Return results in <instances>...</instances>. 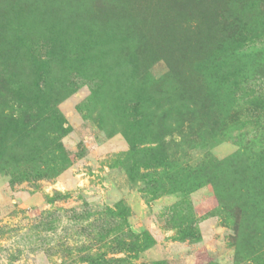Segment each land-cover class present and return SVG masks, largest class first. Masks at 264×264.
Returning <instances> with one entry per match:
<instances>
[{
    "label": "rangeland",
    "instance_id": "rangeland-1",
    "mask_svg": "<svg viewBox=\"0 0 264 264\" xmlns=\"http://www.w3.org/2000/svg\"><path fill=\"white\" fill-rule=\"evenodd\" d=\"M0 77V264H264V0H0Z\"/></svg>",
    "mask_w": 264,
    "mask_h": 264
},
{
    "label": "trees",
    "instance_id": "trees-1",
    "mask_svg": "<svg viewBox=\"0 0 264 264\" xmlns=\"http://www.w3.org/2000/svg\"><path fill=\"white\" fill-rule=\"evenodd\" d=\"M216 20L211 19V23L214 25H217V27L220 28V32L218 33L219 35H213L211 33H209L207 35V40H212L215 42V48L216 50H226V52L229 53V59L233 60L234 64H236L237 69L239 66V62H241L242 59L246 58L245 52L244 50H246L245 48V44L248 41L246 38V34H244L241 30V28H243V24H240L237 20L233 19V21L229 18L226 19H218V17H215ZM208 30L211 29V27H207ZM230 43V44H229ZM231 43H237V45L239 47H237L236 51L234 49H232V47L230 46ZM224 52V53H226ZM222 62V67L224 68V66L228 63V59H223L221 60ZM247 65H245L246 67ZM244 70L240 69L238 70V73L241 74ZM228 88L225 87V91H227ZM6 92H9V90L5 87V80L3 78L0 77V94H4V98H7V94ZM6 111H9V114L11 112V109L6 107L5 108ZM208 118V117H207ZM246 151V150H245ZM246 153V152H245ZM187 167V166H186ZM205 167V166H204ZM205 169V168H202ZM184 170V168H183ZM245 188H242L240 186V192H242ZM237 196L239 197L238 193L236 192ZM254 196H256V194H254ZM257 204H249L248 208L249 209H256ZM148 237L144 238V242L145 243V247L149 246V242H148ZM152 264H161V261H154L152 262Z\"/></svg>",
    "mask_w": 264,
    "mask_h": 264
}]
</instances>
